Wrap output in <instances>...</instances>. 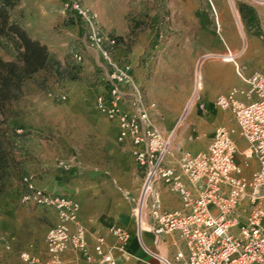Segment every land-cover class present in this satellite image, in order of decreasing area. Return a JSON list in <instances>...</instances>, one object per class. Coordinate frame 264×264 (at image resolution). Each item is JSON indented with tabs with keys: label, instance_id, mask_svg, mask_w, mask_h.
Returning <instances> with one entry per match:
<instances>
[{
	"label": "rangeland",
	"instance_id": "rangeland-1",
	"mask_svg": "<svg viewBox=\"0 0 264 264\" xmlns=\"http://www.w3.org/2000/svg\"><path fill=\"white\" fill-rule=\"evenodd\" d=\"M78 1L97 14L107 41L115 39L114 45H108L112 59L131 66L135 85L143 94L146 88L138 79V69L146 79L155 77L159 59L195 52L200 76L207 63L227 60L235 67L232 60L244 57L247 41L243 46L245 29L238 1ZM63 2L22 0L13 11V18L30 36L42 40L50 53L48 66L28 77L18 97L6 102L0 111V126L15 161L0 194V249L12 251L16 258L20 254L14 249V241L18 240L17 247L35 241L36 248V242L48 231V221L40 209L22 201L24 175L31 176L41 188H63L60 193L68 194L92 180V172L110 168L123 172L132 161L117 139L118 122L97 107L98 95L110 98L111 67L67 17ZM76 53L82 55L81 61L76 60ZM0 57L17 59L14 45L4 36H0ZM118 86L125 97L122 105L132 109L134 85L123 82ZM62 94L66 99L58 97ZM233 118L231 113L234 123ZM207 126L212 129L211 123ZM140 245L135 237L129 251L143 252L151 259Z\"/></svg>",
	"mask_w": 264,
	"mask_h": 264
},
{
	"label": "built area",
	"instance_id": "built-area-1",
	"mask_svg": "<svg viewBox=\"0 0 264 264\" xmlns=\"http://www.w3.org/2000/svg\"><path fill=\"white\" fill-rule=\"evenodd\" d=\"M63 8L67 17L84 32L89 46L98 50L111 67L108 75L110 98L98 95L97 107L118 122L120 143L127 139L133 142L135 162L145 173L139 195L131 198L139 236L149 217L150 228L156 237L176 232L185 243V250H177L174 261L155 254L154 264H264V72L255 70L245 76L232 60L245 86H236L228 93L220 94L215 105L232 113L237 128L217 126L207 149L196 153L182 151L176 159V167L171 160L174 137L187 125L191 109L199 103L202 74L199 76L196 70L191 97L175 128L165 134L152 121L145 95L135 85L131 66L119 65L112 59L108 45H114L115 39L107 41L97 14L78 0H64ZM259 35L264 39V28L259 30ZM74 56L76 60H82L79 53ZM206 57L200 61V66ZM123 82L133 84L136 89L132 109L122 105L125 97L118 85ZM58 97L66 99L64 94ZM150 107L154 108L155 104ZM235 133L247 144L243 151L238 147ZM197 137L190 135V139ZM252 160H256L259 167L247 174ZM158 182L179 193L182 209L167 211L162 208L161 193L156 188ZM22 184L23 202L51 207L58 217L47 231V260L26 250L20 253L23 261L62 264V254L73 249L93 264H118L113 250L125 252L130 239L125 227L112 226L111 233L118 240L113 246L107 244L105 237L98 236L92 252L87 229L79 218L81 205L78 201L39 187L29 175L22 177ZM4 246L11 248L9 243Z\"/></svg>",
	"mask_w": 264,
	"mask_h": 264
},
{
	"label": "crops",
	"instance_id": "crops-1",
	"mask_svg": "<svg viewBox=\"0 0 264 264\" xmlns=\"http://www.w3.org/2000/svg\"><path fill=\"white\" fill-rule=\"evenodd\" d=\"M238 9L245 29L243 46L245 41H247V46L244 49V57L236 63L245 76H249L255 70L264 72V39L259 35V30L264 28V2H239ZM229 48L231 49L230 46ZM260 56L262 57L261 61H258ZM223 62L227 63H207L201 68L203 88L199 103L191 109L186 120L187 125L178 130L174 137V157L171 160L176 167V159L182 151L196 153L207 149L217 126L225 125L237 128L236 122H232L231 113L221 109L218 110L215 101L220 94L228 93L233 87L245 86V82L238 75L236 65L234 67V64L228 63L231 61L227 60H223ZM196 70L195 52L192 55L191 53L188 55L181 53L179 57L159 59L155 77L149 79H146V76L142 74L143 70L141 68L138 69V79L146 88L144 93L145 103L148 106L152 121L165 134L175 128L184 107L191 97ZM152 104H155L154 108L150 107ZM195 113L197 114L194 115ZM215 113L216 115H214ZM210 123L212 129L207 126ZM209 130L212 132L208 137ZM190 135L198 137L190 139ZM234 138L240 151H243L247 145L245 140L238 133L234 134ZM120 144L123 146L122 149L131 154L132 157V161L129 162L130 167H125L123 172L113 168L108 171L92 172L93 179L81 183L80 187H77L73 192L60 193L63 188H55L49 191L72 198L80 203L79 218L87 229V241L92 252H94V245L98 236L105 237L109 246L117 244L118 240L111 233V228L119 225L129 231L130 239L125 252L113 250L118 264H154L156 263L155 254L174 261L177 250H185V243L178 233L161 234L156 237V234L150 228L151 219L147 217L143 224L141 237L139 236L133 212L134 203L131 198L139 195L145 173L135 162L133 151L136 147L133 142L127 139ZM126 165L128 164L126 163ZM258 167L257 161L252 160L251 166L246 169V173L250 174ZM188 185L192 187L190 184ZM156 188L161 193L162 208L164 210L174 211L183 208V201L179 193L170 190L163 182H158ZM194 189L196 190V187ZM27 204L40 209L42 217L48 221V228L57 222L58 217L55 209L39 207L33 203ZM135 237L139 239L141 249L151 259L146 258L143 252L142 254H136L129 251L130 244ZM20 239L19 237V241ZM17 242L18 240L14 241L13 246L19 254L22 251L29 250L33 254L39 255L43 261L47 260L46 236L36 242V248L31 247L35 241H29L23 247H17ZM17 252L15 253L18 254ZM19 256L16 258L12 251H6L4 248L0 249V264H30L24 263ZM61 257L62 264H93L73 249L67 250Z\"/></svg>",
	"mask_w": 264,
	"mask_h": 264
},
{
	"label": "trees",
	"instance_id": "trees-1",
	"mask_svg": "<svg viewBox=\"0 0 264 264\" xmlns=\"http://www.w3.org/2000/svg\"><path fill=\"white\" fill-rule=\"evenodd\" d=\"M21 0H0V36L8 38L17 51V59L6 61L0 57V111L4 104L16 99L24 81L48 66V46L33 38L22 24L13 18V11ZM14 155L4 139L0 126V194L14 165Z\"/></svg>",
	"mask_w": 264,
	"mask_h": 264
}]
</instances>
